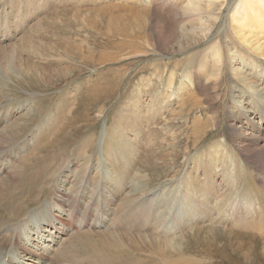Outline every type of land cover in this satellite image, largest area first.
I'll use <instances>...</instances> for the list:
<instances>
[{
	"label": "rangeland",
	"instance_id": "obj_1",
	"mask_svg": "<svg viewBox=\"0 0 264 264\" xmlns=\"http://www.w3.org/2000/svg\"><path fill=\"white\" fill-rule=\"evenodd\" d=\"M172 1L0 0V111L6 117L0 119L8 125L36 115L22 133L30 142L28 154L27 143L18 148H25L22 162L30 158L18 187L26 192L10 197L2 210H14L12 199L34 200L35 194L28 193L33 182L46 196L52 180L64 172L70 186V174L88 164L93 175L101 173L104 184L107 170L116 186L107 227L96 224L93 232L112 226L116 214L118 220L132 215L144 202L156 210H150L155 225L144 233L158 239L154 248L134 252L138 260H127L129 254L111 236L104 244L97 234H84L69 241L55 264H264V109L256 101L264 98V74L247 73L246 85L233 74L227 52L228 38L236 35L242 38L236 40L237 58L255 55L264 69V30L247 31L237 23V10L256 0H205L202 7L215 6L219 18L206 40L195 41L183 37L187 17L179 9L185 11L192 0ZM218 47L223 72L211 57ZM59 131L68 136L66 168L63 158L54 161ZM83 144L90 147L83 149ZM11 155L15 159L18 150ZM42 201L52 202L48 197ZM250 221L252 226L243 225ZM23 224L26 233L29 224ZM211 230L220 237L217 245H197L192 251L195 235L203 238ZM134 234L133 229L127 232L128 237ZM32 238L28 247L40 241L37 235ZM159 239L171 241L179 252L159 253ZM50 247L44 264L58 250L57 244ZM69 249L74 255L67 262ZM35 260L21 258L23 264H39Z\"/></svg>",
	"mask_w": 264,
	"mask_h": 264
},
{
	"label": "bare ground",
	"instance_id": "obj_2",
	"mask_svg": "<svg viewBox=\"0 0 264 264\" xmlns=\"http://www.w3.org/2000/svg\"><path fill=\"white\" fill-rule=\"evenodd\" d=\"M175 1L178 2L179 0H174L171 3H174ZM204 1L205 0H192L188 5L184 6L185 11H183L182 8H179L183 14V17L184 16L187 17V20L185 22L183 21L184 25L182 26V29H183V37L187 38L188 40L194 39V41H195L197 37L200 38V40H203V39L206 40L210 34V32H209L210 27L214 26L215 22L219 18V14H218L215 6L212 7V9H210L209 7H202V3ZM211 1L213 2V0H211ZM149 2L151 3V0H149ZM177 2H176V4H177ZM252 3L254 4V6H252L248 3L247 6L245 5L243 7L241 12L239 10H237L238 13H241V18L239 20H237V23H239L238 27L246 29L247 31L253 30V29H258V30L262 31V30H264V0H256L255 2H252ZM208 20H210V21L213 20V23L206 24ZM200 23H203L204 26L203 27H201L202 25L198 26V24H200ZM194 27H195V29H194ZM259 27H260V29H259ZM201 31H205V33L200 34L199 32H201ZM194 35H196V36H194ZM235 38H237V39H233V38L231 39L230 37L228 38L229 41H231V46L227 45V52L229 53L228 62L231 63V66L233 69V74L236 77H238L242 82H244L246 84V80H248V79H247V76H245V75L247 73L263 75L264 69L262 67H260L255 62V60L253 59V57L255 55L254 56L251 55L252 57L248 58L247 56H243V55L239 54L240 59L237 58L238 52L236 50L239 49L240 45H238L236 43V40L239 41L240 39L238 37H236V35H235ZM200 40H198V41L200 42ZM241 41H242V38L239 42H241ZM211 57H212L213 61L215 63H217L218 72L219 71L223 72L222 70H223L225 63L223 61L224 56L220 53V47H218L215 51H213L211 53ZM236 58H237V60H236ZM212 79L214 80V78H212ZM248 86H249V90H250V88L253 89V87L251 86L250 83L248 84ZM258 92L259 91H254L252 93L259 95L260 93L258 94ZM262 99H263V101H261V100H256V101H258L261 104L263 103V109H264V98H262ZM0 104H4V103L0 102ZM2 111H0V118H2V116H3L1 113ZM5 113H7V112H5ZM37 115H38V113H37ZM3 117H5V114ZM33 117H36V115H34V116L27 115V117L22 120V123L15 122V123H10V124L8 123V125H7V122L5 124V121L0 119V130H1V132H0V160L1 159L4 160L2 163L0 162V176H4L8 172L12 173V171H14V173H12V175H10V176L7 175L6 177L4 176L2 179H0V212H3V214H4V217H2V215L0 214V264H23L21 261L22 257L25 259L35 258L36 260L34 263L44 264L48 260V255H47L48 252L50 255V251L52 250L50 247V245L52 243L55 245L56 244L58 245V250L52 255L53 261H51L49 264H55V262H57L59 259H63L62 256L65 255V251L71 245V243L73 242V239L80 238L84 234H86V235L97 234L96 237H98L100 239L99 242H102L104 244H105L104 241H108L109 236H111L112 239L113 238L116 239V242H118L121 245L120 250L124 251L126 254H129V256L126 255L127 260L129 259V257H130V259H133L134 261L138 260L137 255H135L134 252H138L139 247H141V246H145L144 248H146V250L148 248H151V246L153 247V243L155 242L156 239H158L157 237L149 236L148 234L144 233V229H147L148 227L151 228V225L152 226L155 225L151 221L152 218H151V214H150V210H152L153 212L154 211L156 212V210H153V208H152L153 203L149 204V203H145V202L143 203L142 202L143 204H140L136 210H133L134 212L129 213L132 215H130L126 218H123V219L120 218V220L117 219V214H116L115 217L111 218V221H113L112 226L105 228L103 231L99 230L97 232H93V230H91V228H93L94 225H95L94 226L95 228L107 227L104 224L105 218L108 215L107 214V208L109 207V205H112V203L116 202V194L114 192L115 191L114 188L116 187L115 181L111 180V177L108 174L107 170L104 171V173H102V179L108 178L107 181H109V182L104 184L101 181V179H99L101 176V173L98 174L96 177V174L93 175L91 170L88 167L90 164H88V166H82L80 169V172L78 174H77V170L73 174H70V176L68 178L69 182L73 178L70 186L69 185L66 186L68 184V181L63 179L64 178L63 177L64 172H63V174H59V176L55 177V179L52 180L50 187L46 190L47 191L46 196H41L42 192L44 191V190L41 191L42 190L41 185L38 184L37 182H35V183L33 182L28 187V189H29L28 193L35 194L34 200L33 199L30 200L29 196H28V199L25 200L24 202L21 201V198L19 200L12 199L13 203L16 202L14 210L9 211V214L7 212H5L4 210H2L3 205L5 203L9 202L10 197L13 196L15 198L20 193V189H18V187L21 185V180L22 179L24 180V178L22 177L24 174V170H21V169L23 168V166L25 164L29 163L30 158L27 161L22 162L23 159L24 160L26 159V158L21 159V156H23L25 154L23 151L25 148H22V149H18V148L20 145L27 143L26 154H28V144L30 142L29 141L26 142L27 138L25 140V138L23 137L24 134L22 135V133L25 132V128L28 127L27 126L28 123L33 121V119H32ZM40 119H42V118H40ZM3 126H5L4 129L2 128ZM52 126H54V125H52ZM53 128H55V127H52V129ZM42 132L43 131H38V134H40V136H42V134L44 133V132L43 133ZM58 134H61V135L60 136L55 135L56 141L54 140L55 143L53 141L54 148H56V150H57L56 152L58 153L57 158H56V160L54 159V161H57L58 159L63 158V156L65 154H67L66 151L68 150V147H67L68 146V136H65V137L62 136V131H59ZM48 144H51V143H48ZM85 144H83L81 146V147H83V149L90 147V146H88V144L87 145H85ZM46 148H48V147H46ZM13 149L18 150V154H19V156H15L16 157L15 159L13 158V155H11V152ZM22 151H23V154H22ZM83 151H85V150H83ZM17 157H19V158H17ZM66 159L67 158L61 159V166H64V168H66V165H67V163H66V165H64ZM88 159H89L88 156L83 158V160H85V161H87ZM32 161H34V160H32ZM84 165H86V164H84ZM101 168L102 167L99 166V169H101ZM66 171H68V170L66 169ZM44 173H45V171H44ZM31 174H32V172H31ZM93 178H94V180H93ZM27 179H29V178H27ZM60 179L64 183H60V181H59ZM88 179H90V181ZM80 181H81V183H80ZM28 182H30V181H28ZM54 183L55 184L57 183V184L54 186ZM88 184H90V185H88ZM108 184H109V186H108ZM110 185H112L114 187H111ZM142 189H144V188H142ZM17 190L19 192H16ZM134 190L139 191L140 188H137ZM74 191H76L75 192L77 194L76 196H75ZM25 192H26V190L22 191L19 196H23V194H25ZM45 197L46 198L48 197L50 201L52 200V202L47 204V205H44L42 200ZM35 208L39 210V213H37V210H35ZM120 210H122V209H120ZM122 212H121V214L124 215L125 212H123V213ZM144 214H146V216L143 217ZM35 215H37V216L35 217ZM256 219H255V221H256ZM118 221L119 222L121 221V222L118 223ZM26 222L29 224V227L27 229V232L25 233L26 227L23 223H26ZM251 223L252 222L250 221L249 223H244L243 225L247 226V227L250 225L252 226ZM96 224L98 226L99 225H101V226L97 227ZM256 224H258V223H256ZM132 229L134 230L135 234H134V236L132 235V236L128 237L127 232L129 233V231L130 230L132 231ZM206 229H207V227H206ZM36 235L38 236V239L40 241L36 244H34L32 242L31 247H28L27 244L30 243L33 239L32 237H34ZM65 236H67V238L61 239L62 237H65ZM74 236H76V237H74ZM198 237L199 236L195 235V237L192 239V241H193L191 244V247H193L192 251H195V246H197V245H203L204 244V245H207L208 247H212L213 244L217 245L218 240L220 238V237L218 238V235H216L215 231H213V230L207 232L206 236H203V238L202 237L198 238ZM71 239H72V242L70 243L69 241ZM84 239H85V237H84ZM24 240H25L26 244H22V241H24ZM60 241H62V244H60ZM113 241L110 242V249L115 250L114 247H115L116 242L114 243ZM89 242H92V240ZM94 242H96V241L94 240ZM156 242H158V244H159V247H157L156 249L158 250L159 253L161 252V254L163 252V253H166L168 255L170 254V256H172L173 254H176V252H179L178 250H175L174 244L169 240L163 241L162 239H159ZM224 244H225V242H224ZM40 245H42V246H40ZM43 245H44V247H43ZM189 246H187L186 250L192 252L191 248H189ZM83 248H84V246H83ZM106 248H107L108 252H113L107 246H106ZM8 250H11V252ZM39 250L43 251V252H39ZM91 250H93V249H91ZM144 252H146V251H144ZM87 253H88V251H87ZM15 254H16V256H15ZM73 255H74V252L71 251L70 253H68V255H66L67 259H65V258L64 259L67 260V262H68L72 259ZM95 258H96V256H95ZM17 259H19V260H17ZM73 260H75V259H73ZM97 261H99V260H97ZM163 261L165 263H163ZM163 261H162L163 264H175V263L180 264L181 263V260H178L179 263H177L176 260L175 261L174 260H169V261L163 260ZM82 262H83V260H82ZM100 264H104V263L102 262ZM108 264H110V263H108ZM160 264H161V262H160Z\"/></svg>",
	"mask_w": 264,
	"mask_h": 264
}]
</instances>
